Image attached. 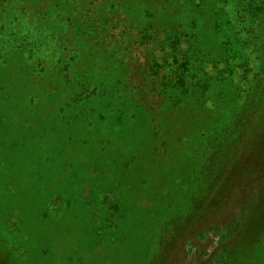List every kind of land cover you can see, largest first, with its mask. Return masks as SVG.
I'll return each mask as SVG.
<instances>
[{"label":"rangeland","instance_id":"1","mask_svg":"<svg viewBox=\"0 0 264 264\" xmlns=\"http://www.w3.org/2000/svg\"><path fill=\"white\" fill-rule=\"evenodd\" d=\"M254 1L0 0V264H264Z\"/></svg>","mask_w":264,"mask_h":264},{"label":"trees","instance_id":"2","mask_svg":"<svg viewBox=\"0 0 264 264\" xmlns=\"http://www.w3.org/2000/svg\"><path fill=\"white\" fill-rule=\"evenodd\" d=\"M254 3H255L254 0H251L249 2H246V0H243V3H242L243 6H242V10H241L243 15H245L246 17L248 15L253 16V11H255L257 8H260V6H261L260 3H257L256 5H254ZM248 31H251V29L249 28ZM188 39L190 41V46L188 49H186V51H184V56L187 57L188 61L190 60V62H191L190 65L192 64L193 59L205 60V57L209 54H207L205 51H203L202 46L200 44H198L196 41H192L190 35H189ZM187 43H188V41H187ZM178 44L180 45V47H185L184 40H182L181 38L178 39ZM150 68L151 67L146 66V72H144V74H143L145 77L144 80L147 79V76H145V75L152 74V72H149L152 70ZM187 71H188V68L181 67V68H178L176 73L173 71V75L171 76V78L173 80L171 79L166 84L162 85V83L158 80V77L154 78L151 81V83H152V85H157V90H159L160 93H162L164 90L162 87H171V89H174V88L178 89L179 87H184V88H186V90H190V88L194 84L193 79H194V77H197V75H192V74L190 75L187 73ZM136 83L139 84L138 82H136ZM138 86H140V85H138ZM209 90H210V85H209ZM248 177H249V179H247ZM251 177H252V172L248 171V172L244 173V175L240 179L241 180L240 185L234 190V192L238 193L240 191L243 192V191L247 190L248 189L247 187L249 185V180ZM236 196H240V198H243L246 196V194L243 193V195L240 194V195H236ZM246 198H247V196H246ZM244 203H246V202H244Z\"/></svg>","mask_w":264,"mask_h":264}]
</instances>
